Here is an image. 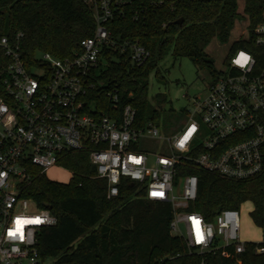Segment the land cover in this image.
Listing matches in <instances>:
<instances>
[{
  "label": "built area",
  "instance_id": "obj_1",
  "mask_svg": "<svg viewBox=\"0 0 264 264\" xmlns=\"http://www.w3.org/2000/svg\"><path fill=\"white\" fill-rule=\"evenodd\" d=\"M84 1L94 11L96 27L71 57L43 53L27 62L22 34L14 42L0 40L8 58L0 67V264H52L41 259L37 238L57 219L22 199L18 185L28 178L29 166L47 172L60 167V156L71 151L89 152L96 177L107 181L108 199L118 197L126 179L144 190L148 201L169 203L171 234L190 251L204 255L232 247L242 254L246 242L240 237V212L224 210L212 222L190 212L198 179L179 177L178 171L200 168L231 181L263 172L264 64L246 50L234 52L226 71L208 85L204 98L193 100L188 121L171 137L162 136L153 122L137 125L130 105L118 116L117 109L110 115L87 113L85 97L95 86L103 49L124 54L128 43L113 39L107 28L114 18L111 0ZM252 34L264 48V22ZM130 50L131 62L144 65L147 50L138 44ZM107 97L118 100L117 93ZM220 145L229 146L221 151ZM261 233L264 243V227Z\"/></svg>",
  "mask_w": 264,
  "mask_h": 264
},
{
  "label": "trees",
  "instance_id": "obj_2",
  "mask_svg": "<svg viewBox=\"0 0 264 264\" xmlns=\"http://www.w3.org/2000/svg\"><path fill=\"white\" fill-rule=\"evenodd\" d=\"M114 18L107 24L112 37L128 43L124 54L104 48L95 75L94 88L85 97L87 113L116 115L130 105L137 112V125L160 116L149 102L151 76L168 55L188 59L208 69L217 80L221 73L205 52L216 39L229 41L238 12V0H111ZM249 25L247 38L235 41L228 53L246 50L264 64V48L256 45L254 29L264 22V0H244ZM182 25H178L179 20ZM96 27L93 9L84 0H0V40L14 42L19 34L24 60L34 62L38 54L56 59L73 56L80 43L93 36ZM144 47L149 57L138 67L131 62V46ZM8 63L0 48V67ZM226 63V64H227ZM212 81V82H213ZM2 87L0 86V92ZM117 93L116 102L107 93ZM229 145H220L224 150ZM58 165L72 174L67 183L51 181L46 172L28 167V178L18 185L21 198L38 210H47L57 225L38 235V253L52 264H264V243L246 242L245 251L232 247L199 255L171 234L173 220L169 203L145 199L144 190L124 179L118 197L108 199L107 181L96 177L88 151H71L60 156ZM198 179L197 198L189 211L207 222L224 210L250 204V218L264 227V168L247 181H231L200 168H179L178 176ZM262 249V253H257ZM240 262V263H239Z\"/></svg>",
  "mask_w": 264,
  "mask_h": 264
},
{
  "label": "rangeland",
  "instance_id": "obj_3",
  "mask_svg": "<svg viewBox=\"0 0 264 264\" xmlns=\"http://www.w3.org/2000/svg\"><path fill=\"white\" fill-rule=\"evenodd\" d=\"M238 12L241 15L236 21L229 41L225 44L214 39L205 52L214 60V68L218 73L226 71V63L231 45L245 37L249 20L244 14V0H238ZM213 76L208 69L194 66L188 59L173 60L170 55L159 66L158 77L151 76L149 102L151 108L160 116V132L164 137L175 135L189 119L193 100L204 98ZM69 171L62 167L52 168L46 176L54 182L67 183ZM252 206L244 205L240 210V237L244 242L260 243L263 240L261 229L250 218ZM183 234L185 228L181 226ZM240 263V262H239Z\"/></svg>",
  "mask_w": 264,
  "mask_h": 264
},
{
  "label": "water",
  "instance_id": "obj_4",
  "mask_svg": "<svg viewBox=\"0 0 264 264\" xmlns=\"http://www.w3.org/2000/svg\"><path fill=\"white\" fill-rule=\"evenodd\" d=\"M182 23H183L182 19L177 22L178 25H182Z\"/></svg>",
  "mask_w": 264,
  "mask_h": 264
},
{
  "label": "crops",
  "instance_id": "obj_5",
  "mask_svg": "<svg viewBox=\"0 0 264 264\" xmlns=\"http://www.w3.org/2000/svg\"><path fill=\"white\" fill-rule=\"evenodd\" d=\"M72 175H70V179H71ZM258 243V242H257Z\"/></svg>",
  "mask_w": 264,
  "mask_h": 264
}]
</instances>
